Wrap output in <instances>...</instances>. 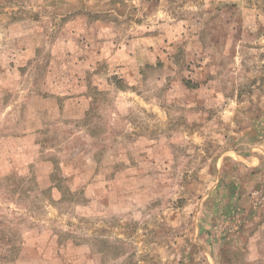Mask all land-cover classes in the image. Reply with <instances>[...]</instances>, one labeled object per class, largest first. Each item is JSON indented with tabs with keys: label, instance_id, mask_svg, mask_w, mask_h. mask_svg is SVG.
I'll return each instance as SVG.
<instances>
[{
	"label": "rangeland",
	"instance_id": "rangeland-1",
	"mask_svg": "<svg viewBox=\"0 0 264 264\" xmlns=\"http://www.w3.org/2000/svg\"><path fill=\"white\" fill-rule=\"evenodd\" d=\"M0 264H264V0H0Z\"/></svg>",
	"mask_w": 264,
	"mask_h": 264
}]
</instances>
